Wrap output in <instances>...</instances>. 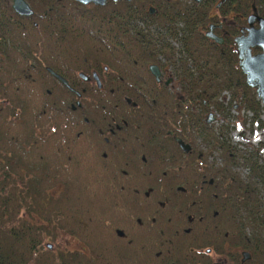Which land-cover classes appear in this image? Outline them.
Instances as JSON below:
<instances>
[{"label":"trees","instance_id":"trees-1","mask_svg":"<svg viewBox=\"0 0 264 264\" xmlns=\"http://www.w3.org/2000/svg\"><path fill=\"white\" fill-rule=\"evenodd\" d=\"M26 1L30 17L0 0V264H182L193 243L233 258L244 250L246 264H264V156L234 149L204 121L210 108L224 114L223 91L228 108L238 104L261 127L263 108L200 36L202 4ZM109 13L111 30L98 31ZM178 19L195 35L192 45L187 35L180 43L195 76V113L187 90L181 101L154 91L146 98L148 83L139 78L146 74L143 36L182 37ZM101 63L115 82L100 90L83 84L78 73ZM46 67L75 90L83 86L81 97ZM75 100L80 107L72 110ZM161 126L176 127L190 151ZM59 232L85 249L48 248Z\"/></svg>","mask_w":264,"mask_h":264},{"label":"flooded vegetation","instance_id":"flooded-vegetation-1","mask_svg":"<svg viewBox=\"0 0 264 264\" xmlns=\"http://www.w3.org/2000/svg\"><path fill=\"white\" fill-rule=\"evenodd\" d=\"M2 1L6 2L11 7L10 0H2ZM108 1H106L105 4ZM166 1H170V0H166ZM172 1L184 2L190 5L191 8L194 7L193 4H198V5L202 4V7L204 8V11L201 12L203 15V23L198 27L200 36L202 37L204 42L207 43V45H212L213 47L218 48L223 62L227 64L232 63L233 68L239 71L245 82V76L241 72L238 66V54H237L238 46L241 42L245 41L244 39L247 36L248 29L249 28L258 29L259 28L258 20H264V0H198V1L172 0ZM83 6L87 8L99 7V5H93L92 3H88ZM149 8L150 7H148V9ZM147 13L152 15L155 13V9L153 8L152 13H150L149 10ZM249 17H250V22L248 21ZM106 20L107 23L105 21L102 24H95V27L98 31L101 30L104 33L108 30H111V13L108 14V19ZM147 21L148 18H145L143 25H145ZM175 25L177 31L180 32L179 35H181L182 37L176 36L175 38H170L169 35H167L166 39H159L151 35L143 36V42L145 44L141 46L142 48L141 57L147 59V63L145 65L146 74L139 78H142L143 85L146 82L148 83L143 88L144 96H146V98H149L152 94V91H154V92H158V94L161 95L160 97H164V95H168L169 97H172V100L181 101L183 99V93L181 92L183 91L185 92V90H187L190 94L189 95L190 100L188 101L190 106L189 110L195 113L196 104H194V100H193V96L195 94L193 87L191 86L194 84L195 76L193 73L189 75L187 74V70L185 68L187 66L191 67L190 66L191 61H189V59L187 61L185 49L184 47L182 48L180 45V43L183 44L182 41L186 39L185 35L188 36L191 45L193 44L195 39V35L193 33L194 30L189 29L187 31L186 29H184L183 28L184 21L179 19L176 20ZM151 37L153 38L151 39ZM150 40L156 41L157 44H148ZM99 48L100 49L107 48L111 50V45L105 47H99ZM164 49H169V50L171 49L170 54H165L163 52ZM249 53L251 56L260 54L262 53V47L258 45H251L249 46ZM109 56L111 58V55ZM185 63H187L186 67H185ZM150 65H154L156 67V70L158 72V80H156L153 74L149 71ZM93 73L97 76L99 80L100 83L99 87L96 85L95 80L92 77ZM84 74L86 76L85 79H82L78 76L82 81V83L88 84L90 87L96 86L97 89L99 90L102 89V86L106 82H110V81L115 82L114 81L115 75L113 71L111 73V67L104 63H101L97 70L90 69L88 73H84ZM249 88L254 92L255 99L258 100L256 98L255 90L251 87ZM82 92H84L83 86L80 87V91H79L80 97ZM113 95L114 94H112L111 96ZM220 96L218 98L219 100H220ZM123 99L127 104L133 106L132 101H130L126 96H123ZM202 104L204 106L205 102H202ZM78 107H80V105ZM235 107L236 104L235 106L233 105V108ZM209 112L210 111L205 113L204 115L205 119ZM163 116H165V114H163ZM190 126H191L190 129L194 128L193 123ZM160 129L163 130L164 133L168 137H170L177 145V147L180 149L179 145L174 139V137H178L173 132V130H175L176 127H173L172 129V128H163L161 126ZM112 134L113 131L111 130V135ZM115 138L118 139L119 138L118 135ZM103 139L107 141L105 137ZM182 152L187 153L184 151ZM124 160L131 161L133 159L126 158ZM150 224H160V222L153 221L150 222ZM242 252H244V250L238 251V256L233 258L228 255L219 254L215 252L213 249L208 247L206 248L198 247V245H195V243H193L191 246L188 247V252L186 253V256H188V261L183 262L182 264H246L250 260L251 256L249 252L246 251L248 253V257H246L242 261L243 258ZM158 253H161V251H159ZM177 261H179L178 258ZM170 264H174V263L172 262ZM177 264H181L180 261L177 262Z\"/></svg>","mask_w":264,"mask_h":264},{"label":"water","instance_id":"water-1","mask_svg":"<svg viewBox=\"0 0 264 264\" xmlns=\"http://www.w3.org/2000/svg\"><path fill=\"white\" fill-rule=\"evenodd\" d=\"M108 0H77L82 5L92 3L93 5L103 6L105 2ZM113 2L121 1V0H111ZM124 1H132V0H124ZM198 1V0H194ZM11 9L13 12L20 16H30L33 12L29 7L25 0H10ZM149 12H153V8L150 7ZM250 22V17L248 18ZM259 28L258 29H248V33L245 41L241 42L238 46V66L241 72L245 76V83L255 90L256 98L258 99L260 105L264 110V20H258ZM258 45L262 47V53L251 56L249 53V46ZM46 71L50 76H52L55 80H57L60 84H62L66 89H68L71 93H73L77 98L80 97L79 91L72 88L67 80L61 75L54 72L51 68L46 67ZM149 71L153 74L156 80H158V72L154 65L149 66ZM78 76L82 79H85L86 76L84 73L79 72ZM92 77L95 80L96 85L99 87L100 83L97 76L93 73ZM80 103L78 100L74 101V104L71 105V109L73 110L76 106H79ZM212 120H214L213 113L209 112L205 119V122L209 124ZM175 141L179 145L180 149L184 152H188L190 146L184 143L180 138L174 137ZM47 247L50 248V244L47 243ZM243 258L242 261L248 257L247 252H242Z\"/></svg>","mask_w":264,"mask_h":264},{"label":"rangeland","instance_id":"rangeland-1","mask_svg":"<svg viewBox=\"0 0 264 264\" xmlns=\"http://www.w3.org/2000/svg\"><path fill=\"white\" fill-rule=\"evenodd\" d=\"M220 100L224 106V114H218L210 108L209 111L213 113L214 120L209 125L212 128L220 129L234 149L241 152L255 151L264 156V126L261 127L258 120L252 118L249 111L239 108L238 104H236L235 108H228L229 96L227 92L221 93ZM258 119L264 125L263 110ZM47 243L51 247L57 245L60 249L69 251L85 249L81 242L61 232L58 233L54 242L48 241Z\"/></svg>","mask_w":264,"mask_h":264}]
</instances>
